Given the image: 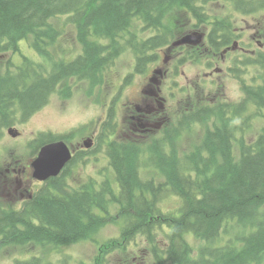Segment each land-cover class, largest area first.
<instances>
[{"label": "trees", "instance_id": "1", "mask_svg": "<svg viewBox=\"0 0 264 264\" xmlns=\"http://www.w3.org/2000/svg\"><path fill=\"white\" fill-rule=\"evenodd\" d=\"M216 1L0 0V56L19 55L20 62L9 63L0 76V124L28 118L68 79L92 80L97 73L102 75L121 45L137 44L135 52L149 60V53L170 44L173 31L167 20L173 22L177 12L190 11L199 24L211 23L212 42L218 50V33L229 34L231 23L229 18L209 22L213 19L205 7ZM228 1L243 13L264 11V0ZM60 18L75 28L82 47V53L71 61H54L49 55V48L59 35L52 21ZM133 27H141L142 35L144 32L153 35L141 40L132 37L128 41L125 35ZM29 39L43 62H34L22 54L20 47ZM247 65L260 69L261 78L252 85L245 84L239 105L222 103L203 108L189 121L182 120L186 125L214 122V128L207 130L193 152L183 157L168 156L158 142L145 157L144 152L139 156L132 148L111 145L108 153L117 173V191H109L104 183L97 192L85 190L64 196L53 193L47 197L43 193L19 216L5 219L13 243L44 247L76 244L102 229L110 208L116 206L125 223L121 239L147 238L159 264L163 258L168 264H261L264 261V49L245 57L244 66ZM251 109L255 111L248 115ZM249 117L263 122L252 142L237 136V132L243 133L242 125ZM239 119L242 122L237 124ZM38 140L44 144L52 139L48 134H40ZM153 169L164 177L159 181L153 178L144 181L142 172ZM170 197L178 198L180 206L173 213H165L160 204ZM158 235L164 237V248L157 246ZM190 238L203 241L205 246L196 252ZM19 264L44 262L35 258Z\"/></svg>", "mask_w": 264, "mask_h": 264}, {"label": "rangeland", "instance_id": "2", "mask_svg": "<svg viewBox=\"0 0 264 264\" xmlns=\"http://www.w3.org/2000/svg\"><path fill=\"white\" fill-rule=\"evenodd\" d=\"M205 10L211 16L210 19L230 18L236 33L240 35V45L246 51H257V43H264V11L239 13L228 0L209 3L206 5ZM172 19L173 22L167 20V24H170L169 27L173 31L172 36H175L172 41L179 39L190 31L208 33L210 30V27L193 28L197 21L193 14H190V11L177 12ZM52 24L59 31L54 45L49 48V55L54 61H71L81 54L82 47L76 39L75 28L67 25L65 18L56 19L52 21ZM198 25L202 26V24ZM141 31V27H133L125 35V39L129 40L135 37L141 40L153 35L151 32H144L146 34L142 35ZM32 43L33 41L29 39L28 42L21 45L22 54L30 57L34 62H43L42 55L36 51ZM133 49L123 47V50L119 52L109 68L104 70L101 84L94 86L90 82H84L77 78L68 79L58 89V91L63 92V95L59 93L51 98L49 105L40 113L22 124L16 125L15 122L17 121H15L8 125L9 128L12 127L22 133L14 140L15 144L19 145L22 158L25 159L31 154V148L26 146L28 141L41 132L64 134L78 128L82 129V133H86L93 122L98 123V120H100L99 123H101L108 111L109 103L118 95L121 89L122 94L115 103L119 110L117 139L137 141V138L128 137L127 135L129 133L126 127L127 104L137 99L135 91L140 89L139 87L151 76L152 67L144 70V73L136 78L134 82L135 91L131 93L127 86L123 87V80L135 66ZM215 52L213 48L212 55L205 53L200 48L192 52L191 67L181 68L179 74L171 73L164 83L163 92L168 100L167 109L170 118L166 128H169V130H173L183 117L203 107L217 106L224 102L234 104L240 102L243 98V82L252 84L254 79L259 80L261 78L260 69H247L244 67V71L237 70V67H241L237 60H241L243 55L250 56V54L239 51L234 53V58L231 60L230 58L223 59L221 52L217 55L214 54ZM9 63L19 65V55L5 54L0 56V76L6 72ZM210 63H212V66L219 65L225 71L214 77L209 76ZM236 75L240 76V80L236 79ZM136 81H138L137 84ZM68 94L70 95L66 96ZM254 111V109H251L248 111V115H253ZM240 122H242L241 119L239 124ZM262 125L261 119L247 118L242 125L244 131L238 134V139L244 137L248 142L254 141L259 135ZM213 128L214 125L211 121L206 124L183 125L179 130V139L172 141L167 149L177 156L189 154L202 143L207 130ZM82 133L75 137L73 142H80L83 138L81 137ZM4 139L11 140L6 131ZM145 140H140L138 144L147 147L146 151H148L151 144ZM238 153L239 150L236 148L235 154ZM92 176L101 186L105 183L104 185L109 191L116 192L119 188L117 177L111 165L107 163L104 154L100 156V162L97 166L87 164L74 168L73 172L66 178L65 188L58 193L61 195L68 194L74 188H78L83 184L87 185L92 182ZM144 176V179L149 180L151 178L157 179V181L162 179V175L155 172L145 173ZM95 181L94 183L98 186ZM179 206L180 200L176 197H170L160 204L161 210L165 213H173L178 210ZM107 217L105 226L94 236L69 246L44 247L38 244L2 243L0 244V264H12L13 261H23L36 256L45 257L51 264H159L153 253V246L147 238L138 236L128 241L121 239L125 223L121 218L118 207H111ZM236 229H238L237 226ZM157 239V246L160 249L164 248L163 235H158ZM189 243L196 252H199L205 246L203 241L196 238H190ZM113 245L115 247H111ZM160 264H168V262L163 258ZM261 264H264V261Z\"/></svg>", "mask_w": 264, "mask_h": 264}, {"label": "flooded vegetation", "instance_id": "3", "mask_svg": "<svg viewBox=\"0 0 264 264\" xmlns=\"http://www.w3.org/2000/svg\"><path fill=\"white\" fill-rule=\"evenodd\" d=\"M193 16L195 18L194 14ZM229 22L231 23L229 34L218 33L217 43L219 49L215 50L216 52L214 54L217 55L221 52V57L223 59L230 58L231 60L234 58V53L239 51L244 54H252V51H246L244 47H241V42L239 41L240 35L236 33L230 18ZM200 24H202V26L196 24L193 28H208V26L203 25V23ZM209 27L210 30L208 33L190 31L181 36L179 39L173 41L172 38H175V36L171 37L169 39V41H171L170 44L159 47L157 50L148 54L150 56L149 60H144L142 55L138 53L137 55L135 54V66L123 80V87L127 86L131 93L135 91L134 82L136 78L143 74L144 70L152 67L151 76L147 78L139 87L140 89L135 91L137 99L127 104L128 115L126 118V127L129 131L127 135L128 137L137 138V141H121V139H117V117L119 115V110L115 103L122 94V89L109 103L108 111L101 123H99L100 120H98V123L93 122L86 133H82V129L78 128L64 134L41 132L37 134L35 138L28 141V145L26 146L27 148H31V154L25 159H23L20 155L19 145H16L14 141L18 136H21L22 133L12 127L9 128L8 125H11L12 123L0 124V244L13 243L12 238L10 237L9 228H5V226L8 225L7 223H4L5 219L10 215L19 216L21 212L25 211L29 206H32L33 203H35V200L43 193L46 194V197L51 196L53 193L60 196L66 195H61L58 192L65 188L66 178H68L69 174L73 172L74 168L76 169L87 164L97 166L100 162V156L105 154L107 163L111 165L117 177L112 157L108 153L109 147L113 144L120 147L125 146L127 148H132L136 150V153L139 156H142V152H144L143 156L146 157L149 156L152 145H156V143L161 142L158 146H161L168 156L174 155L175 157H180L174 153L171 154V152L167 149V147L171 145L172 141H177L179 139V130L182 127V119L177 123V126L173 130L166 128L170 118L167 109L168 100L164 95L163 85L171 73L179 74L181 68L185 66L191 67V61L193 58L191 54L192 52H195L200 48L203 49L205 53L212 55V48L214 49V44L211 38L213 27ZM198 33L203 36L201 44L183 42L185 38L189 36L196 37V34ZM254 39H256V37H254ZM258 44L259 47H263L261 42L257 43V45ZM133 46L134 45L132 43H129V47L132 48ZM160 52H162V54H160ZM244 57L245 55H243L241 60H237V63L241 65V67H237L238 71H244ZM114 59L110 63H113ZM209 67V76L211 77L225 71L217 64L212 66V63H210ZM103 75L104 73L101 75L99 72L94 79L92 78V80L83 81L90 82L94 86L99 85L101 84ZM236 79L240 80V76L236 75ZM137 83L138 81H136V84ZM244 87L245 83L243 82L242 92L244 91ZM65 92L69 93L68 91ZM59 93L63 95V92L57 90L48 98V101L41 108L37 109L36 112L32 113L26 119H19L15 122V124H22L30 118L36 116L49 105L51 98ZM69 95L70 94L66 96ZM242 100L236 103V105H239ZM224 104L234 105V103L230 102H224ZM210 107L213 106H206L204 108ZM202 109L203 108L196 110L183 118L189 121L191 120L190 118H195L194 116H196ZM5 131L11 137V140L4 139ZM80 133H82L81 137H83L81 141L77 143L73 142L74 138L78 137ZM40 134H48L52 140H49L48 143L46 142L41 144L38 140V136ZM14 135L16 137H14ZM54 136L59 138L54 140ZM143 139H146L145 141L151 144L149 147L150 151H146L147 147L138 144L139 141ZM61 141L65 142L66 146L69 148L72 155L71 160L66 163L56 176L49 177L45 181H40L36 176L37 170L35 164L42 149L48 145ZM145 173L147 172H142V178L145 177ZM94 179L95 177L92 176L91 183L87 185L83 184L78 188H74L69 193H82L85 190L99 191L101 189V184ZM94 181L98 184V186L94 183ZM17 228L20 230L18 225ZM5 231L8 232L7 235ZM35 258L41 260L43 259L36 256L23 261H13L12 264L27 263ZM43 262L44 264H49V261L46 258H44Z\"/></svg>", "mask_w": 264, "mask_h": 264}, {"label": "water", "instance_id": "4", "mask_svg": "<svg viewBox=\"0 0 264 264\" xmlns=\"http://www.w3.org/2000/svg\"><path fill=\"white\" fill-rule=\"evenodd\" d=\"M202 41L201 35L196 37H187L184 43L199 44ZM71 160V154L64 143L51 144L44 147L35 164L36 176L40 180H46L49 177L56 176L61 169Z\"/></svg>", "mask_w": 264, "mask_h": 264}]
</instances>
